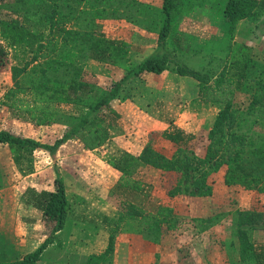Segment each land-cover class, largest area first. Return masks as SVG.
<instances>
[{
	"label": "trees",
	"instance_id": "obj_1",
	"mask_svg": "<svg viewBox=\"0 0 264 264\" xmlns=\"http://www.w3.org/2000/svg\"><path fill=\"white\" fill-rule=\"evenodd\" d=\"M142 7L143 3L138 0H0V28L9 42L8 49L20 45L19 33L35 39V45L29 43L30 48L24 49L23 65L12 68L14 86L4 95L10 113L24 122L53 120L67 128L54 145L41 144L8 130L0 131V144L10 147L19 170L23 168L21 158L32 157L41 150L53 157L71 140H79L88 151L99 149L109 142L110 136L97 122L108 114L113 121L120 118L112 103L130 98L133 86L144 82L147 74L169 71L196 80L203 103L220 105L208 133L210 143L206 156L200 158L190 149L196 138L194 134L171 125L164 131L152 132L139 156L127 153L116 159L113 167L122 176L115 188L148 197L147 185L131 173L137 165L143 164L180 175L169 191L171 197L183 189L195 197L212 196L211 184L220 171L226 186L264 194V178L249 171L246 163L250 158L264 162V128L260 124L264 120V63L255 59L253 46L236 41L237 29L243 20L254 24L255 38L264 35V28L259 25L260 18H264V0H162L160 7L153 8L154 16L148 24L149 29L158 34L157 48L139 64L131 63L127 57L121 58L120 63L121 48L101 38L97 27L106 20H123L135 25L141 20ZM187 9L206 10L210 22L220 18V34L205 43L184 45L181 36L185 34L178 31L177 25L186 16L181 14ZM3 12L7 17H2ZM4 48L0 43V68L7 63ZM28 55L30 59H26ZM185 58L189 63L183 62ZM90 62L113 67L123 65V74L115 76L109 87L97 93L94 86L82 80ZM37 63L39 66L31 70ZM255 68L259 70L258 75L249 79ZM243 93L247 104L239 106L237 94ZM158 140L176 148L172 158L157 150ZM56 174L54 190L28 189L25 193V198L42 211L50 231L48 239L21 260L0 264H35L47 247L56 242L69 211L65 183L59 173ZM123 204L121 217L111 226L106 251L85 257L79 264H113L115 234L128 218L139 221L143 237L150 244H160L165 234L177 230L181 223L171 207L160 206L155 214L146 215L135 202ZM228 216H232L239 264H264V245H258L253 236L255 231L264 230L262 213L237 208L198 220L197 225L202 224L204 227L199 228L207 229Z\"/></svg>",
	"mask_w": 264,
	"mask_h": 264
},
{
	"label": "crops",
	"instance_id": "obj_2",
	"mask_svg": "<svg viewBox=\"0 0 264 264\" xmlns=\"http://www.w3.org/2000/svg\"><path fill=\"white\" fill-rule=\"evenodd\" d=\"M213 22L215 26L222 29L219 24L221 22L220 18ZM251 26L252 24L249 21H241L237 29L236 41L238 43H246L255 48V44L261 46L263 39L254 37ZM3 40L9 46V42L5 37H3ZM155 49L156 46H153L143 52H134L131 56H128L129 61L133 64H139L151 56ZM140 53H142L141 57L136 59ZM163 74H167L166 76L171 74L169 86L164 85L162 88L152 86L149 91L142 87V90H135L126 101L117 99V101L113 102L112 106L120 114L121 119L127 118V109L130 106L136 108L139 116L145 117L143 111L145 107L156 109L160 103L159 98L161 96L178 93L181 95L184 104L189 103L196 107L200 106L201 111H205L202 119L206 120L210 116L209 118L211 119L208 120V124L213 126L220 111V105L203 103L199 97L197 82L194 79L185 78L169 71L160 75ZM152 75L156 74H147L145 78ZM183 82H186L185 86H183ZM141 85L145 86L143 81ZM177 107L172 106L171 109L168 108L166 111H161V114H164L163 118L160 115L145 117L147 119L146 123L140 122L141 126L139 128L143 130L146 127L147 136H149V133L164 131L171 125L177 126L196 136L190 144V149H193L198 157L204 158L208 145L206 144L204 148L198 150L199 136L195 132L196 122L188 119L189 115L187 113L189 110H183L181 106ZM188 107L191 108L192 106L189 105ZM173 111H175L174 116L169 113ZM112 137L111 135V139L106 144L107 146L111 144V146L117 148L121 147V150L136 157L142 153L146 146L144 141H141L142 143L139 142V144L128 143L127 141L122 143V140L119 139L121 137L118 138L116 135ZM121 143L123 144L122 146ZM160 143L166 150L171 151L166 152L164 150L160 152L166 157L172 158L176 148L164 140ZM106 145L99 149L88 151L92 160L96 159V161L89 164L90 168H76L79 181L72 187V190L68 188L67 184L65 185L69 200L66 225L61 232L57 233L56 242L47 247L42 253L40 260L35 264H76L66 260L49 258L50 252L56 246H61V248L69 251L75 257H88L104 253L109 245L111 226L119 220L123 213L121 210L122 205H124L123 202H135V199L137 200L135 204L140 206L146 215L155 214L160 206H167L174 209L176 217L181 221L180 226L182 224H190V222L194 224L190 228L179 230L178 233H176V230L168 231L160 244H150L143 237L139 221L128 218L122 224L119 232L115 234L113 264H181L182 257L189 250L188 245L195 243V240L199 241L200 238H202L201 240L210 239L211 235L217 233L216 230L221 224L231 222L225 218L219 224L202 230L197 225L198 220L209 219L219 212L229 213L233 208V204H235L236 209L261 213L256 195L245 194L247 190L242 187L234 186V188L241 189V191H234L233 187L226 186L223 183L222 171L214 177L211 184L213 195L209 197L191 196L184 189L177 196L171 197L167 189L163 188V184L171 176L177 177L178 182L180 175L143 164H139L134 168L137 169V174L134 177L147 185L148 197L142 194L133 195L125 190L119 191L115 187L122 173L113 166H106L99 160L100 152L98 153L97 151L103 150L107 147ZM5 147L10 149L8 145L0 144V263L19 261L24 256L36 251L48 239L49 228L46 225L43 213L25 198V193L28 189L40 192L43 190L52 191L55 188L49 187V183L47 184V181L41 179L31 181L30 177L35 174L20 176V170L15 162L14 154L10 150H5ZM57 160V169L60 172H67V163L64 162V159L59 157ZM83 171L85 172L84 174L82 173ZM60 177L64 176L61 175ZM72 177L77 178V176L73 175ZM165 186H168V184H165ZM119 198L125 200L121 205L117 203ZM256 235H264V230L255 231L253 236L256 238ZM204 246L207 248L206 242ZM204 252H207V250L205 249Z\"/></svg>",
	"mask_w": 264,
	"mask_h": 264
},
{
	"label": "rangeland",
	"instance_id": "obj_3",
	"mask_svg": "<svg viewBox=\"0 0 264 264\" xmlns=\"http://www.w3.org/2000/svg\"><path fill=\"white\" fill-rule=\"evenodd\" d=\"M138 1L143 3V7L142 13L139 14L141 20H139L138 23H135V25L123 20H106L100 23V25L97 27V32L101 38H104L105 40L110 41L121 48L122 55H120L119 59L127 57V59L129 60L128 56H131L134 52H143L145 49H149V47L156 46L157 48L158 46V34L152 32V30L149 29L148 24H150V21L154 16L153 8L160 7L162 0ZM5 13L6 12H3L2 14V17L4 18L6 16ZM181 15L186 16H184V18L179 21L177 28L179 32L185 34V36H181L184 45H190L193 43H205L211 39L216 38L217 35L220 34L221 29L218 26H215L214 22H210V20H208V12L206 10L187 9V11H185L184 13L182 12ZM259 21V25L262 26L261 28H264V18H260ZM251 27V29L254 31V24H252ZM256 31L258 32V34H260L259 29ZM1 33L0 43L5 47V59L7 63L4 67L0 68V130H8L12 134L28 139H33L41 144L54 145L55 142L61 139L66 132L67 128L65 124H63L62 122H54L53 120H51L50 122L45 121L44 123H42L41 121L32 123L17 120L10 113L11 111L9 110L7 102L4 98L7 90L14 86L12 68L17 66L21 67L23 65L25 61L24 59L26 57L24 49L30 48L29 43L35 45V39H30L29 34H24V36H21V34L19 33L17 35V40L20 45H18L16 48L8 49L6 41L4 42L3 40L4 34L2 33L1 36ZM259 38L263 39V43L261 44V46L259 44H255L254 57L257 62L264 63V35L260 36ZM21 40L26 41L22 42ZM26 44H28V47L26 46ZM256 48L259 49V51H257ZM141 54L142 53L138 54L136 59H139L141 57ZM30 57L31 55H28L26 59H30ZM122 59L119 61L120 63L123 62ZM184 61L189 63L186 58L183 59V62ZM190 64L195 63L190 62ZM38 66L39 63L34 64L30 69L33 70ZM121 66L123 65L113 67L110 64L106 63L104 64L90 62V65L86 67V72L83 75L82 80L89 82L92 86L95 87L94 90L97 92L101 88L109 87L113 83L115 76H122L123 71ZM258 73L259 70L255 68L254 71L250 72L249 79L257 76ZM166 75L167 74L148 76L144 79L143 82L145 86H142L141 83H137L133 86L134 91L142 90V87H144L146 91H149L152 86H156L158 88H162L164 85L169 86V83L171 82V74H169V76ZM185 83L186 82H183V86H185ZM178 86L180 85L178 84ZM97 93H99V91ZM244 95V93L237 94V104L239 106H245L247 104V96L245 97ZM126 100L127 99L124 98V101ZM119 101L124 102L123 100ZM159 102L160 103L157 105L156 109L152 107L149 108L148 106L143 109L145 117H155L156 115H160V117L163 118L164 114H161V111H166L168 108L171 109L172 106H178L177 108L181 106L183 110H189L187 113L189 115L188 119L196 122L195 132H197V135L199 136V143L197 146L198 150L204 148L206 144L208 145L207 133H209L208 130H210L209 128L211 126H209L208 120H210L211 118H209L210 116H208L206 120L202 119L204 118L205 111L202 112L200 106L196 107L189 103L184 104L181 95L178 93L174 95H163L159 98ZM189 105H191L192 107L189 108ZM169 113H172L174 116L175 111ZM126 117L127 118L125 119H121L120 116L118 120L113 121V117H109L108 114L105 119L104 117H101V119L96 122L100 127H103L107 130L110 139L111 135L113 137L116 135L118 136V138L121 137L119 139L122 140V143L127 141L128 143L134 142V144H139V142L142 143L144 141L147 144L149 136H147L148 132L146 130V127L143 130L139 128L141 126V123H146L147 119L145 117L139 116V113L133 106L128 107ZM111 121L113 122L112 124ZM205 121L206 123H204ZM260 124L264 128V120H262ZM160 142L161 140L156 141V148L159 151L163 152L164 150H166V148H164ZM122 143L121 146L123 145ZM120 148L108 144V146L103 150L97 151L98 153L100 152L99 160H101L106 166H114L116 159H119L123 155L127 154V152L121 150ZM5 150L9 151L10 149L5 147ZM10 152L12 151L10 150ZM166 152L171 151L166 150ZM89 155L90 154L88 153V150L84 149L82 143L79 140H71L63 144L53 157H51L47 151L41 150L34 152L32 157L21 158L20 166H22L23 168L20 170V176H29L35 174L34 176L30 177L31 181L41 179L47 181V184L49 183V187H55L54 179L57 176L56 172H58L60 176H64L61 177V179L64 181L65 185L67 184L68 188L72 190V187L79 181L78 171L76 170V168H90L91 166H89V164H92V162L96 161V159L92 160L91 156ZM59 157H62L64 159V162L67 163V172H60L57 169V159H59ZM246 161L249 171H252L255 175L264 178L263 161H258L251 158L247 159ZM82 173L84 174L85 172L83 171ZM131 173L133 174V176H135L137 174V169H133ZM72 175L77 176V178L72 177ZM177 179V177L171 176L165 183L166 185L168 184V186H165V184H163V188H165V190L167 189L169 193V191H171V189L177 183ZM232 189H234V191H241L240 188L237 189L233 187ZM245 194L256 195L258 203L260 204V211L263 215L261 218L264 223V194H259L257 193V191L252 190H247ZM117 201L118 205H121V203L125 200L123 198H119ZM136 201L137 200L135 199V202ZM234 210H236L235 204H233L231 212ZM226 219L231 221L232 216H229ZM193 224V222H190V224L187 223L182 224L181 226L179 225L176 233L184 228H190V226H192ZM199 227H204V225L200 224ZM233 230L234 229L231 225V222H226L221 224L220 227L217 228V233L215 235H211L210 239L201 240L202 238H200L199 241L195 240V243L193 242L187 246L189 250L186 252L187 254L182 257L181 264H239L238 253L236 252L235 247L237 240L235 235H232ZM255 241L258 245H264V235H256ZM205 242L207 244V248L204 246ZM205 249L207 250V252H204ZM50 253L51 254L49 255V258L66 260L68 262H73L76 264L82 263L86 260L85 257H75L71 255L69 251L61 248V246H56Z\"/></svg>",
	"mask_w": 264,
	"mask_h": 264
}]
</instances>
